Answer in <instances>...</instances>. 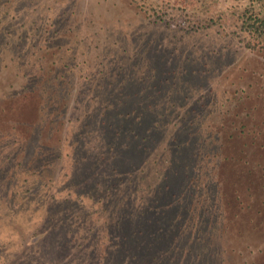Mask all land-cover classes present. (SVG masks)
I'll return each instance as SVG.
<instances>
[{
    "label": "rangeland",
    "instance_id": "1",
    "mask_svg": "<svg viewBox=\"0 0 264 264\" xmlns=\"http://www.w3.org/2000/svg\"><path fill=\"white\" fill-rule=\"evenodd\" d=\"M256 11L0 0V264H264Z\"/></svg>",
    "mask_w": 264,
    "mask_h": 264
},
{
    "label": "trees",
    "instance_id": "2",
    "mask_svg": "<svg viewBox=\"0 0 264 264\" xmlns=\"http://www.w3.org/2000/svg\"><path fill=\"white\" fill-rule=\"evenodd\" d=\"M251 3L256 4L257 11L250 14V21L253 19L254 22L250 23V34L251 35H264V0H249ZM248 23V20H244ZM251 28H254L251 30Z\"/></svg>",
    "mask_w": 264,
    "mask_h": 264
}]
</instances>
